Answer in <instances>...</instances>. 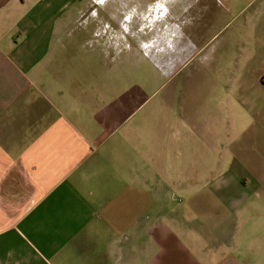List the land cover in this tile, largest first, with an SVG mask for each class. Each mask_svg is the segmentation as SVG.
<instances>
[{
  "label": "crops",
  "instance_id": "obj_1",
  "mask_svg": "<svg viewBox=\"0 0 264 264\" xmlns=\"http://www.w3.org/2000/svg\"><path fill=\"white\" fill-rule=\"evenodd\" d=\"M239 1L0 0V264H264V0L234 30ZM149 68L177 82L155 106Z\"/></svg>",
  "mask_w": 264,
  "mask_h": 264
},
{
  "label": "rangeland",
  "instance_id": "obj_2",
  "mask_svg": "<svg viewBox=\"0 0 264 264\" xmlns=\"http://www.w3.org/2000/svg\"><path fill=\"white\" fill-rule=\"evenodd\" d=\"M247 0H240L237 4H236V6L234 7V11L235 12H237V14L234 16V18H235V22L233 23L234 25H233V28H234V30L236 29V28H238V26H240V24H241V17L242 18H244V13H246L247 12V9L246 10H244L245 8H246V6H247ZM251 9H252V6H250V8H248V11L249 12H251ZM242 10H244L245 12L243 13V15L241 16V15H239L240 14V12L242 11ZM234 13V12H233ZM224 39V38H223ZM222 39V40H223ZM220 41V40H219ZM230 41H232V39H230ZM234 42H236L237 43V46H239L241 43H240V39L239 40H235V41H232L231 43L232 44H236V43H234ZM236 50L237 51H239V47H236ZM107 55H108V53H107ZM107 55H106V57H107ZM151 71H150V76L152 77V79H153V81H152V87H151V89H152V91H153V99H152V102H151V104H150V106H155V105H157L156 104V102L157 101H161V96H163L164 95V93H166V91L167 90H171V89H173L174 87H175V85H176V83L177 82H175V83H171V81L170 82H168L167 84L164 82V83H161L158 79H159V77L157 76V73L155 72V70H154V68H149Z\"/></svg>",
  "mask_w": 264,
  "mask_h": 264
}]
</instances>
